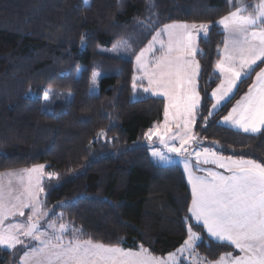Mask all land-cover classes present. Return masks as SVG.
<instances>
[{"label": "trees", "instance_id": "obj_1", "mask_svg": "<svg viewBox=\"0 0 264 264\" xmlns=\"http://www.w3.org/2000/svg\"><path fill=\"white\" fill-rule=\"evenodd\" d=\"M231 10L229 0H0V173L44 165V221L63 214L83 229L82 239L143 246L160 258L176 251L195 224L187 219L191 189L181 167L158 164L145 143L144 133L164 121V99L133 91L135 54L164 24L208 23L195 55L202 99L193 146L264 163V131L247 134L220 122L264 63L204 119L221 80L215 64L225 35L216 21ZM94 70L101 74L97 93L90 92ZM110 101L114 122L103 112ZM193 230L203 236L200 257L240 254L202 225ZM26 250L0 247V264H20Z\"/></svg>", "mask_w": 264, "mask_h": 264}, {"label": "snow or ice", "instance_id": "obj_2", "mask_svg": "<svg viewBox=\"0 0 264 264\" xmlns=\"http://www.w3.org/2000/svg\"><path fill=\"white\" fill-rule=\"evenodd\" d=\"M229 7L234 10L216 21L225 33L224 49L215 64L221 80L210 94L213 102L205 123L222 102L230 99L238 83L251 75L258 62L264 63V0H253L251 4L229 0ZM209 30L208 23L164 24L135 54V69L140 75L133 74V91L140 87L143 92L164 99V121L144 133L151 155L168 165L173 163L169 153L182 157L179 163L191 185L187 219L195 224L188 226L187 239L176 253L160 258L143 246L134 251L94 242L91 238L82 239V228L67 222L57 223L63 220V214L49 221L47 230L42 231L40 221L50 215L36 191H43L40 182L44 165L0 173V180L9 178L6 186L0 185V247L27 248L20 264H178L177 253H188L192 264H264V163L225 157L210 147L189 150V145L199 144L192 131L202 99L198 91L200 65L195 60L197 41L200 33L206 36ZM121 46L126 45L121 42ZM95 77L93 73V82ZM222 123L244 133L264 131V68L256 72L248 91L236 101ZM153 137L162 149L152 147ZM193 156L195 164L190 159ZM202 164H214L225 173L201 167ZM54 175L50 173L49 177ZM13 180L21 191L12 187ZM25 209H30L26 221L5 223L9 217L25 216ZM201 225L208 237L240 254L225 252L215 260L200 257L195 248L203 242V236L193 229ZM69 232L71 235L66 239ZM27 240L35 241V246L26 244Z\"/></svg>", "mask_w": 264, "mask_h": 264}, {"label": "rangeland", "instance_id": "obj_3", "mask_svg": "<svg viewBox=\"0 0 264 264\" xmlns=\"http://www.w3.org/2000/svg\"><path fill=\"white\" fill-rule=\"evenodd\" d=\"M246 1V0H245ZM174 23H185V22H174ZM188 24H193V23H188ZM222 27V26H221ZM222 30H223V27H222ZM223 32H224V30H223ZM203 35V33H200L199 34V37L200 36H202ZM224 35H225V33H224ZM166 39V38H165ZM148 44V43H147ZM146 44V45H147ZM157 48L159 47V45H157L156 46ZM116 48H117V45H116V47L114 46V47H111L110 49H107L108 51H113V52H115L116 51ZM118 49V48H117ZM131 49V48H130ZM197 49L199 50V48H198V41H197ZM223 49H224V47H223ZM223 49L221 50V52H220V54H222V52H223ZM198 50H197V52H198ZM156 55H159V52H157L156 53ZM121 57H123V56H121ZM134 66H135V60H134ZM135 68V67H134ZM135 71H136V69H135ZM218 72V71H217ZM93 73H96V77H95V82H93V74H92V79H91V85H90V92L91 93H97V91H98V80H99V78H100V76H101V74H100V72L99 71H95L94 70V72ZM135 74L137 75V76H139L140 75V73L138 72V71H136L135 72ZM144 84H145V86H146V81L144 82ZM220 84V83H219ZM143 90H142V88H140V87H138L137 88V90L135 91V93L136 94H138L139 92H142ZM235 91H236V89H234V92H233V94L231 95V97L234 95V93H235ZM145 93V92H144ZM145 95H151V93H145ZM152 96V95H151ZM230 97V98H231ZM229 100V99H228ZM226 102H222V104L220 105V106H218L214 111H213V113H215L222 105H224ZM236 103V102H235ZM234 106V105H233ZM103 112H104V114L105 115H107V116H109V117H112V122H114L115 120H114V118H113V116H114V108H113V106H112V102L110 101V103L109 104H107L104 108H103ZM222 120V119H221ZM221 122V121H220ZM221 124H223V123H221ZM157 125V124H156ZM224 125V124H223ZM155 126V125H154ZM153 126V127H154ZM225 126H228V127H231L230 125H225ZM192 128H193V126H192ZM241 132H243V131H241ZM145 143H146V145L149 147V152H150V155H151V147H150V145H149V141L148 140H146L145 139ZM152 147H154V148H156V149H158V150H160V149H162V146L160 145V143H159V141H158V139L156 138V137H153V143H152ZM193 147H198V146H191V145H189V150H191ZM165 152L167 151L166 149H163ZM169 156H171L172 157V160H173V163H172V165H179L181 168H182V170H183V165L182 164H180L179 163V161L182 159V157H178L177 156V154L176 153H169L168 154ZM151 157H152V155H151ZM158 164H160V165H163V166H166V165H168V164H164V163H161L158 159H156V158H154V157H152ZM191 159V162L193 163V161L195 160V157L193 156V157H191L190 158ZM34 167V166H33ZM32 168V167H31ZM23 169H26V168H19V169H14V170H9V171H5V172H2V173H6V172H18V171H20V170H23ZM30 169V168H29ZM44 170V169H43ZM183 172H184V170H183ZM185 174V173H184ZM186 175V174H185ZM186 177H187V175H186ZM8 180H9V178L8 177H4L2 180H0V185H7L8 184ZM41 180H42V178H41ZM187 180H188V178H187ZM41 183V182H40ZM190 185V184H189ZM12 187L17 191V192H19V191H21L22 189L20 188V186L15 182V180H13V184H12ZM190 187H191V185H190ZM37 192H38V199H39V193H40V191H39V189H37L36 190ZM25 211V216H23V220H27V216H28V214L30 213V209H25L24 210ZM60 215V214H59ZM58 215V216H59ZM45 220V218H43L41 221H40V224H41V230L42 231H44V230H47V222L46 221H44ZM55 220H57V218L55 219ZM60 222H65L64 220H57V223H60ZM71 235V232H69L68 233V235L65 237L66 239L69 237ZM30 242L31 243H34L35 241H31L30 240ZM173 253H176V251H174ZM194 255V254H193ZM184 257H188V259H185ZM165 258H167V256L165 257ZM177 259H178V264H181V263H183V262H185V263H188V264H192V260H191V256L188 254V253H185V254H183V255H181V254H179V253H177Z\"/></svg>", "mask_w": 264, "mask_h": 264}, {"label": "crops", "instance_id": "obj_4", "mask_svg": "<svg viewBox=\"0 0 264 264\" xmlns=\"http://www.w3.org/2000/svg\"><path fill=\"white\" fill-rule=\"evenodd\" d=\"M222 28V27H221ZM204 35V34H203ZM202 35V36H203ZM201 37V36H200ZM199 37V38H200ZM198 38V39H199ZM197 53V52H196ZM196 55V54H195ZM195 60H196V57H195ZM197 61V60H196ZM264 68V67H263ZM217 71V70H216ZM219 75H220V73L219 72H217ZM255 76H256V74L254 75V77H253V80H254V78H255ZM253 80H252V82H253ZM239 84V83H238ZM252 84V83H251ZM237 89V88H236ZM247 91H248V89H247ZM246 91V92H247ZM143 92V91H142ZM245 92V93H246ZM144 93V92H143ZM244 93V94H245ZM243 94V95H244ZM242 95V96H243ZM151 96V95H150ZM163 98V97H162ZM241 98V97H240ZM234 105H235V103H234ZM233 107V106H232ZM223 119V118H222ZM221 123H222V120H221ZM223 125V124H222ZM225 126V125H224ZM174 127V126H173ZM228 127V126H227ZM232 128V127H231ZM234 129V128H233ZM235 130H238V131H241V130H239V129H235ZM192 131H193V128H192ZM247 134H251V133H247ZM257 134V133H256ZM191 146H193V145H191ZM204 146H198V149H202ZM211 148V147H210ZM215 150V149H214ZM220 154V153H219ZM220 155H222V154H220ZM224 156V155H223ZM225 157H228V156H225ZM234 158H236V159H240V158H237V157H234ZM243 159H247V158H243ZM194 162H196L195 160H194ZM195 164V163H194ZM178 165V164H177ZM201 167H204V168H211L213 171H217V172H220V173H222V174H224L225 173V170L223 169V168H218L216 165H214V164H207V165H201ZM182 169V168H181ZM197 175H204V173L203 172H197L196 173ZM185 175V174H184ZM185 178H186V181H187V183H188V180H187V177H186V175H185ZM188 185H189V183H188ZM189 187H190V185H189ZM190 189H191V187H190ZM23 217H20V216H16V217H9V219H8V221H6L5 223H10V222H23V221H25V220H23L22 219ZM195 222V221H194ZM212 239V238H211ZM3 248H6V247H3ZM6 249H8V248H6ZM238 251V250H237Z\"/></svg>", "mask_w": 264, "mask_h": 264}]
</instances>
